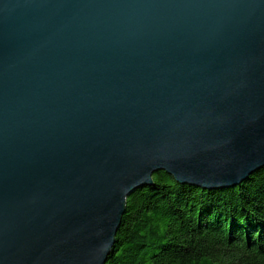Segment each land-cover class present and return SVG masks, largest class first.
Segmentation results:
<instances>
[{
  "label": "water",
  "instance_id": "95a60500",
  "mask_svg": "<svg viewBox=\"0 0 264 264\" xmlns=\"http://www.w3.org/2000/svg\"><path fill=\"white\" fill-rule=\"evenodd\" d=\"M264 167V0H0V264H104L126 198Z\"/></svg>",
  "mask_w": 264,
  "mask_h": 264
},
{
  "label": "trees",
  "instance_id": "16d2710c",
  "mask_svg": "<svg viewBox=\"0 0 264 264\" xmlns=\"http://www.w3.org/2000/svg\"><path fill=\"white\" fill-rule=\"evenodd\" d=\"M152 178L126 198L104 264H264V167L210 190Z\"/></svg>",
  "mask_w": 264,
  "mask_h": 264
},
{
  "label": "rangeland",
  "instance_id": "374dc122",
  "mask_svg": "<svg viewBox=\"0 0 264 264\" xmlns=\"http://www.w3.org/2000/svg\"><path fill=\"white\" fill-rule=\"evenodd\" d=\"M189 185V184H188Z\"/></svg>",
  "mask_w": 264,
  "mask_h": 264
}]
</instances>
